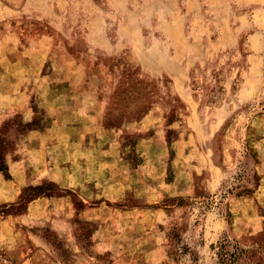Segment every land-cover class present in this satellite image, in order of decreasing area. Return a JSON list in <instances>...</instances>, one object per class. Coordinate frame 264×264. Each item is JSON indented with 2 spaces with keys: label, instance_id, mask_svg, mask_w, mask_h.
<instances>
[{
  "label": "rangeland",
  "instance_id": "1",
  "mask_svg": "<svg viewBox=\"0 0 264 264\" xmlns=\"http://www.w3.org/2000/svg\"><path fill=\"white\" fill-rule=\"evenodd\" d=\"M0 264H264V0H0Z\"/></svg>",
  "mask_w": 264,
  "mask_h": 264
},
{
  "label": "crops",
  "instance_id": "2",
  "mask_svg": "<svg viewBox=\"0 0 264 264\" xmlns=\"http://www.w3.org/2000/svg\"><path fill=\"white\" fill-rule=\"evenodd\" d=\"M78 114H81V113L78 112ZM84 115L92 116V114H89L87 112H85ZM76 121L80 122L82 120L79 119V120H76ZM55 122L56 123H54L50 127V129H48L46 132H39V131L32 130V131H30L29 133H27L25 135L26 144H28V146H29L28 148H26L25 153L28 155V161H29L30 165H34L35 163H37V165H34V168H39V164H42L43 160H46L47 155H48V151H49V149L47 150L46 148H48L49 144L52 143V139L53 138H57L56 141L53 142L55 145H58L60 147L62 146V140H63L65 134L67 133V131L66 130H62L63 128L61 127L60 128L61 129L60 130V134L58 132V135H56V136L52 135L51 131H55L57 129V121H55ZM79 126H77V127H79ZM79 128H81V127H79ZM81 130L82 129H79V131H81ZM83 136H85V138H86V133L83 134L81 132L79 133V132L75 131L73 137H74V139H77V142H75V141H74V143L72 142V145L74 147L79 146L78 144L80 142V139L82 140V138H84ZM82 142L85 143L86 140L84 141V139H83L80 143H82ZM53 143H52V145H53ZM88 143L89 142H86V146H84V147L79 146V148L81 150H78V153L80 154L78 159L79 158H86V159L81 161V162H79V160L77 159L78 163H80V165H82L83 170H85L86 173H81L80 177H76V178L73 176V179L75 178V180H77L78 178H79V180H82V181H79V180L76 181L75 185H80L83 188L85 186L86 187L89 186L88 185L89 183L87 184V182L89 181V177L87 176L88 175V171H89V166H87V165L89 164V161L91 159L90 157H92L94 149H96L95 146H93L91 143L90 144H88ZM110 151H111L110 149H105V150L102 149L100 154L101 155H103V154L111 155L112 153ZM20 167H21L20 164H13L12 173H13V175L15 177V181L19 180L20 172H21L20 171ZM60 167H62V166H60ZM49 170H50L49 173L51 174L53 168L51 167V169H49ZM70 171H72V170H70ZM73 174H74V172H73ZM65 176L69 177V175H66V174H65ZM105 178H106L105 179L106 183L116 186L115 185V183H116L115 180L112 181L111 178H109V176H105Z\"/></svg>",
  "mask_w": 264,
  "mask_h": 264
},
{
  "label": "trees",
  "instance_id": "3",
  "mask_svg": "<svg viewBox=\"0 0 264 264\" xmlns=\"http://www.w3.org/2000/svg\"><path fill=\"white\" fill-rule=\"evenodd\" d=\"M239 250L243 251L242 248H240L239 246H236V250H235L234 252L231 253V256H233V254H237V252H238ZM224 254L226 255L227 252H225Z\"/></svg>",
  "mask_w": 264,
  "mask_h": 264
}]
</instances>
